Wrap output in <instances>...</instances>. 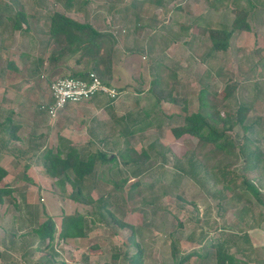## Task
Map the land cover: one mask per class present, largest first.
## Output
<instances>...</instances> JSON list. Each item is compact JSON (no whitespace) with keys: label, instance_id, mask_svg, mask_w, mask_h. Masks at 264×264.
<instances>
[{"label":"rangeland","instance_id":"obj_1","mask_svg":"<svg viewBox=\"0 0 264 264\" xmlns=\"http://www.w3.org/2000/svg\"><path fill=\"white\" fill-rule=\"evenodd\" d=\"M145 2L141 0L132 11L130 0H70L71 6L67 9L64 8L66 0H0V109L5 113L16 111L13 121L24 128L19 135L37 137L33 143L38 147L18 152V156L10 154L9 150L0 154V167L6 171L1 185L15 190L14 195H5L0 203V264H50L51 261L53 264H129L127 259L136 251L131 241L141 249L142 264H215L214 244H222L223 251L231 255L236 264H264V136L259 138L261 133L253 127L250 129L252 132L246 133L247 141H242V132L236 127L224 134L232 146L220 153L207 155L206 163L210 169H204L197 163L193 177L175 168L178 161L186 168V160L191 153L199 154L196 138L188 135L175 138L171 132L180 123L171 117L189 115L198 108L197 89L193 85L192 51L190 47L183 46L187 40L177 37L175 45L170 48L169 59L164 62L166 66H173L178 75L184 72L182 78L166 69L157 72L147 59L140 60L145 48L139 47L141 53L140 50H131V46L150 30L144 28V32H137L130 27L132 22L128 18L133 12V18H137L135 10L144 8L142 3ZM202 2L177 0L170 3L167 10L174 9L176 19L183 21L182 24L177 23L187 27L193 24L194 11ZM7 7H15L25 14L26 22L19 30L13 29L15 16ZM144 9L142 11L146 15ZM63 11L80 23H89L97 31L104 34L112 31L118 35L114 41L116 55L113 63L121 77H118V83H114L116 86L110 82L109 85L119 89L117 86L127 83L131 89L126 91L122 101L110 102L106 106L104 96L93 101L98 97L95 96L84 103L68 104L73 106L67 109L65 116L61 118L58 114L50 119L40 108L44 102L41 93L49 100L46 85L49 86L55 78L68 75L67 72L76 70L78 66L48 73L45 68L48 64H44L46 66L40 70L39 77L36 75L39 72L33 75L31 71L32 64L37 59L44 63L52 49L46 44L49 16ZM132 30L135 33L132 34ZM191 36L192 33L188 32L186 39L190 40ZM9 63H13L17 73L6 68ZM4 74L12 83L21 79L32 81L35 76L38 84L30 85L40 93L35 96L26 93L25 101L13 100L12 94L3 91ZM156 77L160 89L173 87L172 95L185 99L186 111L179 105L155 99L150 92V82ZM224 100H220L217 111L224 116L233 115L235 102L224 104ZM126 114L129 119L137 117L141 124L151 122V125L133 127L134 123L125 117ZM119 117L124 119L121 121ZM128 132L131 134L126 135ZM152 142L162 155L157 156L148 148ZM62 145L73 146L83 155L99 150L116 158L114 163L95 167L98 181L86 182L83 190L93 201L102 196L113 219L132 226L133 235L130 229L118 227L108 216L102 218L106 215L98 210V205L70 200L71 186L66 184L65 191H59L55 178L48 176L41 166V158L24 170L23 166L32 154L39 156L47 150L55 152ZM244 145L251 146L252 150L258 147L263 153L258 175L251 170V165L244 168L248 165L244 159L247 152L239 153V147ZM142 150L150 155L151 161L140 169L141 173L138 171L132 175L133 168L120 163V154L140 153ZM163 157L166 162L162 169H158L157 164L163 162ZM248 160L251 161L252 156ZM228 164L231 166L225 168ZM61 172L58 167L57 174ZM134 177L138 186L129 188L128 185L135 182ZM243 178L259 190L261 202L246 190ZM74 213L88 220L84 226L85 236L59 238L57 233L62 217ZM48 217L56 225L52 243L56 254L52 258L50 251L39 250L29 254L35 230ZM172 251L175 252L174 257ZM125 253L126 262L123 259Z\"/></svg>","mask_w":264,"mask_h":264},{"label":"trees","instance_id":"obj_2","mask_svg":"<svg viewBox=\"0 0 264 264\" xmlns=\"http://www.w3.org/2000/svg\"><path fill=\"white\" fill-rule=\"evenodd\" d=\"M65 9L71 6L70 0H66ZM11 12L14 13L15 19L12 25L13 29H20L21 24L26 22V16L21 11H17L14 8L7 7ZM246 27H240L236 22L233 23L230 29L222 28V29H209L208 37L212 44V50H224L227 47V42L232 34V32L236 29ZM114 41L115 38L112 33L104 34L103 32L97 31L92 25L89 23H80L74 20L71 17H68L63 12H53L49 16L48 22V39L47 46H51V51L48 57V67L47 72L51 73L56 70L59 65L63 66L67 64L69 61H72L73 68H78L71 72H67L70 77H83L88 72H93L95 75L103 80H107L111 77L112 72V56L114 51ZM36 64V66L34 65ZM79 66H82L79 68ZM33 70L31 71L33 75L39 72L37 77L40 76V70L43 68L42 60L37 59L35 63L32 64ZM72 68V67H71ZM14 69V72H18L17 68H8ZM8 70V71H9ZM46 72V71H45ZM31 73V74H32ZM21 75V74H17ZM22 77V76H20ZM33 78V77H32ZM8 79V78H7ZM38 78L34 76L33 83L38 84ZM36 80V81H35ZM151 82L150 92L154 95L157 101H164L166 103H170L172 105H179L183 111H186L185 107V99L179 97L177 95H172V91H174L173 87H166L160 89L158 81ZM156 88V89H155ZM158 88V89H157ZM163 90V91H162ZM176 90V89H175ZM226 92L216 93V92H208L207 88L201 89L197 97V110L195 113L180 116H173L172 120L178 121L179 124L174 126L171 129L172 135L175 138H180L181 136L188 135L197 139V151L199 154L195 152L191 153L190 158L186 160V168L180 165V161H178L175 168L182 174H189V176H193L196 173V165L207 169V155L212 153H220L223 150H227L230 146H232V142L228 140V137H224L226 132H232V130L238 127L241 132V140L247 141L246 133L251 129L250 126L244 124L243 117V107L238 106L235 110L234 114L221 115L218 109V104L220 100H224L226 98ZM221 97V99L219 98ZM220 99V100H219ZM106 106L112 102L111 100H106ZM208 109V111L204 112V110ZM126 118L129 117L128 114L125 115ZM124 119L123 117H119V120ZM129 119V118H128ZM131 123H134L133 127H140V125L150 126L151 122L143 123L137 119V117H131L129 119ZM11 119L8 117H0V133L6 132L7 128H11ZM122 121V120H121ZM159 125V124H158ZM17 125L13 126V129H17ZM220 127L221 129H217ZM131 134L128 132L126 135ZM221 139L223 141H221ZM4 141V140H3ZM7 145V142L0 140V150L4 149L1 145ZM155 143L152 142L148 145V148L155 151V154L160 155V150L155 148ZM36 148V146H34ZM250 147V148H249ZM239 147V153L246 154L244 158L247 162L244 168H247L251 165V170L259 174V161L262 159L263 153L259 151L258 147L251 149V146ZM12 152L16 149L9 147L5 148ZM18 151V149H17ZM24 151V150H23ZM19 150V152H23ZM27 151H30L28 149ZM134 152V153H133ZM131 153H121L120 154V163L124 166H129L133 168L131 171L132 175H135L142 167H145L148 162L151 161V157L148 153L142 150L140 153H136L133 151ZM206 152V153H203ZM29 153V152H28ZM162 155V154H161ZM252 156V160L248 159ZM28 162L23 166L24 170L29 168L30 162L37 163L39 158H41V166L43 167L45 173L51 178H55V185L58 187L59 191H65V185L71 186V193L69 195L70 200L73 202L83 203V204H95L98 205V210L101 211L105 217L102 218H111L115 224L120 228H128L130 229V234L133 235V228L130 225L122 223L115 218L113 219L112 214L107 211L106 204L107 201L102 197H98L95 201L84 194L83 188L86 182H96L98 181V175L96 174L95 167L102 166L107 162L114 163L116 161L115 157H110L109 153H105L103 151L96 150L94 153L83 155L77 151V149L73 146H58L55 152L52 150H47L41 153L39 156L36 154H32L30 156ZM194 157L197 159L194 160ZM200 158V159H199ZM30 161V162H29ZM165 159L163 157V162L158 163V169H162ZM198 163V164H197ZM231 165H225L224 167H228ZM61 168L62 172L57 174V169ZM210 169V168H208ZM232 174V171H229ZM141 173V172H140ZM229 174V173H228ZM6 176V171L2 167H0V203L2 202V198L5 195H12L11 187H7L6 185H1L2 180ZM210 176L208 175V178ZM135 181L136 177L133 178ZM243 185L246 190L254 197L257 201L261 202L259 198V190L251 183L249 180L243 178ZM138 186V181L133 182L128 185L129 188ZM127 188V187H126ZM109 194V193H108ZM98 216V215H97ZM88 224V220H85V216L80 215L78 213H74L71 215H64L61 219V228L59 229L57 236L62 239H73V238H82L85 236L84 226ZM56 234V225L54 224L51 218H46L35 230V239L31 241L29 246V254L35 253V251H50L49 256L51 258L56 253L54 252L53 241L54 235ZM13 238L14 236L11 235ZM132 237H129V239ZM36 243V244H35ZM136 248L135 254L132 257H129V264H142L141 262V249L138 244H133V241L130 242ZM216 247V258L215 264H236L234 258L231 255L226 254L223 251L222 244H214ZM264 251V248H263ZM173 257L175 256V252L172 251L171 254ZM127 253L124 254L123 259L126 262ZM185 258V257H184ZM184 260V259H183ZM36 264V263H35ZM53 264V261L50 262Z\"/></svg>","mask_w":264,"mask_h":264},{"label":"crops","instance_id":"obj_3","mask_svg":"<svg viewBox=\"0 0 264 264\" xmlns=\"http://www.w3.org/2000/svg\"><path fill=\"white\" fill-rule=\"evenodd\" d=\"M145 1V3H142L145 9L141 8L140 10H135V12L138 13V17L133 18V15L135 14L133 12L128 20L132 22L130 27L137 30V32H144V28L150 31L147 35L137 36L138 40L133 43L131 50H140L141 52L139 47H144L145 51L143 53L141 52L143 58L140 55V60L147 59L149 63H151L150 65H154V69L157 72L160 69H166L172 73V75L179 77L181 74H184V72H180V75H178L173 66H166L164 65V62L169 59V55L171 54L170 48L175 45L176 38L183 37L185 42L187 40L186 43L182 42L184 43L183 46L185 47L186 45L190 47L192 51L193 85L197 89L196 100L199 92L204 88H207L208 92L223 93L225 91L227 95L223 103L226 104L229 101H234L236 104L233 110L234 112L238 106H242L244 108V124L250 126V128H257L262 135L259 138L263 137L264 0H203L202 4L198 6V9L194 11L192 18L193 24H190L187 27L179 25V23L182 24L183 21L176 19L177 15L173 14L174 9L170 10L168 8L167 10V7L171 5L170 3L177 0H163V2L161 1L162 3L160 0ZM130 2V10L134 11L135 6L139 5L141 0H130ZM184 3L185 2H183V4ZM143 9L146 11V15L142 11ZM178 10H180V8ZM116 11L117 8L114 12ZM177 14L183 15L181 12H177ZM234 22L240 27L245 26L246 29L239 28L234 30L227 42L226 49L219 51L212 50V44L208 37V30L222 28L230 29ZM181 26L184 29H182ZM157 31H161V33L159 34ZM188 32L192 33L190 40L186 39ZM111 33L116 40L118 35L112 31ZM133 33H135L134 30H132V34ZM121 39L122 38L119 36V40ZM114 50H116L115 46ZM186 50L188 51V49ZM114 52L115 51H113V53ZM115 55L116 52L112 56L111 77L107 79L108 81L106 82L108 84L111 83V85L114 86H116L114 83H118L116 82L118 77H121L118 67L113 63ZM45 61L44 63L42 61V65L48 64L47 58ZM150 65H148V68ZM9 67L16 68L13 63L7 64L6 68ZM68 67H73L72 61H69L63 66L59 65L57 69L67 70ZM153 73L155 72L153 71ZM152 79V81L155 80L154 78ZM156 79L158 80V77H156ZM11 81L12 80L7 79L6 74H4V80H2L3 91L6 90V93L12 94L13 100L17 102H19V100L25 101L26 93L27 95H30L31 93L32 96L40 93V90L32 89L30 83L34 84L33 80L21 79L14 83ZM46 87L48 90V84ZM117 88H119L118 91L121 93V97L118 99L119 101L124 100L126 91L131 89L127 86V83H124V86H117ZM41 96H43L44 102L49 101L48 96H45L43 92L41 93ZM101 98L102 97H97V99L93 101H97ZM44 102L42 101V103ZM71 106H66L60 111L59 114L61 118L65 116L67 109ZM15 112L10 111L5 113V111L0 109V117L6 116L11 119V128H7L6 132L4 131L0 133V140H2V142H7V145H1L4 149L0 150V154L1 151H8V149H5L7 147L10 149H16L15 152L9 150L10 154L12 153L15 156H18L19 150L23 151L29 148H38H35L34 146H36V143H33V140L37 137H34L33 135L32 137L19 135V132L21 134L24 128L19 122L13 121ZM14 125H17L16 130L13 129ZM32 144L33 146H31ZM32 164L33 163L30 162V166H32ZM14 191L15 190L12 191L13 195L15 194Z\"/></svg>","mask_w":264,"mask_h":264},{"label":"built area","instance_id":"obj_4","mask_svg":"<svg viewBox=\"0 0 264 264\" xmlns=\"http://www.w3.org/2000/svg\"><path fill=\"white\" fill-rule=\"evenodd\" d=\"M49 101L42 103L41 110L54 119L68 104L84 103L95 96L105 97L112 102L121 97L120 91L106 84L95 73L83 77L62 76L53 79L48 87Z\"/></svg>","mask_w":264,"mask_h":264}]
</instances>
